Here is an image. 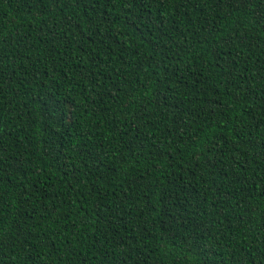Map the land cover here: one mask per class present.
I'll return each mask as SVG.
<instances>
[{
	"label": "trees",
	"instance_id": "16d2710c",
	"mask_svg": "<svg viewBox=\"0 0 264 264\" xmlns=\"http://www.w3.org/2000/svg\"><path fill=\"white\" fill-rule=\"evenodd\" d=\"M253 15L0 0V264H264Z\"/></svg>",
	"mask_w": 264,
	"mask_h": 264
},
{
	"label": "snow or ice",
	"instance_id": "6c2138e0",
	"mask_svg": "<svg viewBox=\"0 0 264 264\" xmlns=\"http://www.w3.org/2000/svg\"><path fill=\"white\" fill-rule=\"evenodd\" d=\"M71 2H73L76 7L81 8V10H84L86 6H92L99 3V0H71ZM161 2H165V0H161ZM219 3H228V5L233 8L234 11L239 13L253 12L254 15L252 19L255 21V25L264 27V2H262V0H219ZM221 39L225 50L242 45L249 46L255 44V46H259L258 44H256V41L253 36L249 35L248 31L246 30H235ZM221 54V52L216 53L218 57L221 56ZM0 56H2V53H0ZM235 63L236 60L234 57H229L224 61L226 68L229 65ZM228 74L231 75V72L229 71ZM163 86L164 85L162 83L161 87ZM144 111L145 108H141L140 112L138 113V116H142ZM68 118L71 119V117ZM0 223H2V221H0ZM74 226L75 225H73V227ZM0 238H2V229H0ZM0 242H2V239H0Z\"/></svg>",
	"mask_w": 264,
	"mask_h": 264
}]
</instances>
